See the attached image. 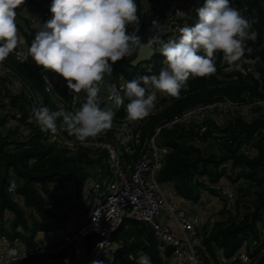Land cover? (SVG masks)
I'll use <instances>...</instances> for the list:
<instances>
[{"label": "trees", "instance_id": "16d2710c", "mask_svg": "<svg viewBox=\"0 0 264 264\" xmlns=\"http://www.w3.org/2000/svg\"><path fill=\"white\" fill-rule=\"evenodd\" d=\"M199 1L186 0L192 11L186 20L177 22L173 27L179 29L185 24L191 26L196 23ZM201 1L203 5L204 0ZM37 2L48 7L51 4V0H25L17 10L18 16L21 17L25 4L34 5ZM168 2L169 0H166L159 11L163 16ZM136 3L140 16L138 34L144 38L141 23L144 1L136 0ZM263 3L264 0H231V6L252 22L251 31L257 34L256 39L247 41L248 50L235 64H222L217 58V72L214 75L189 79L179 98L162 104L158 112L141 126L142 142L163 122L194 105L229 97L237 98L240 103L264 98ZM159 4L160 0H149L150 12H156ZM29 31L30 35L25 36L20 30L27 41L26 44L30 46L34 36L33 32ZM144 40L146 41L145 38ZM137 53L117 61L113 65L111 75L118 78L119 74H122L125 81L137 78L140 65L131 66ZM145 63L148 66L139 77L158 75L161 68L167 66L165 58L160 55ZM3 64L43 94L40 74L18 63L12 55ZM236 64L250 67L251 73H241L236 69ZM225 68L231 69L227 72ZM48 76L56 96L65 100L66 82L53 72L48 73ZM43 98L45 106L55 111L47 96L44 95ZM84 98L85 95L81 92L77 108ZM16 102L23 104L20 99ZM2 109L0 105V221L5 223L9 216L13 218L10 230L4 231L3 237L9 243L19 237L24 246L32 249L37 245L34 236L41 228L38 221L50 217L57 218L55 213L62 208L64 201L55 199L52 190L59 191L67 185H73L79 195L92 170L98 169L102 174L109 171L105 167L103 152L64 150L47 144L36 133L35 128L31 127V117L27 114L25 125L31 127V132L23 136L21 132L13 130L10 112L6 109L7 112L4 113ZM115 112L116 119L131 122L127 119L124 106L115 109ZM229 119L228 123L220 126L206 120L162 131L158 142L168 149V153L163 159L158 179L163 188L172 190L177 200L199 202L204 192L218 197L219 188L229 186L233 189L236 192L235 205L226 210L222 204V208L212 217L213 223L209 226L206 223L200 228V244L197 251L204 264H225L218 262L217 253L224 261L229 262L241 252L249 256L250 264H264V112L253 110L249 112L248 118L234 116ZM200 126L207 129L201 135ZM62 133L70 139H75L66 132ZM100 136L115 140L114 135L107 133ZM250 144L251 148L248 150L247 145ZM10 179L16 183L15 196L7 191ZM44 196L53 204L54 211L46 208ZM27 213L32 214L27 216ZM19 230L21 232H18ZM114 241L118 247L114 264H134L127 256L131 254L139 257L136 254L138 248L142 253L149 255L152 264H165L163 257L158 254L160 245L155 242L153 233L144 224L134 222L129 228L122 226L114 235ZM61 257L62 262L59 264H65L64 256Z\"/></svg>", "mask_w": 264, "mask_h": 264}, {"label": "built area", "instance_id": "2783aa9c", "mask_svg": "<svg viewBox=\"0 0 264 264\" xmlns=\"http://www.w3.org/2000/svg\"><path fill=\"white\" fill-rule=\"evenodd\" d=\"M143 1L141 23L144 28L143 36L146 40L152 35L150 27L153 20H158L161 25H165L162 34L163 40L176 38L179 31L173 26L176 22L186 20L192 11V7L186 3V0H169L163 16L159 11L166 0H160L157 11L153 13L150 12L149 0ZM178 10L182 12V14H178L180 17H176ZM31 11L28 17L29 30L35 36L42 23L49 19L51 15L48 5L38 2L31 5ZM20 34L24 37L21 32ZM28 47L29 45L22 43L11 55L18 63L41 75L39 81L43 94H40L34 86L10 67L4 64L0 66V105L4 113L7 112L6 109L10 112L13 130L27 136L31 132L30 128L34 127L36 133L47 144L56 145L64 150L101 151L105 154L104 163L111 171L112 178L109 180L99 178L90 181L81 201L75 200V196L70 190L63 191L57 196L55 194V199L59 202H70L71 207L79 205L81 218L86 214L82 224L66 235L62 241L52 240V244L39 241L32 249L24 246L19 237L9 243L3 237V232L9 231L7 222L0 221V236H2L0 237V264H59L62 262L61 255L64 256L65 264H92L94 260H101L103 264H112L110 260L114 257L118 248L114 241V235L122 226L134 222L148 226L157 244L172 248V257L175 264H204L197 251V246L200 244V228L202 227L200 218L193 211L184 210L177 206L172 190L163 188L159 182L158 177L162 169V162L168 153V149L158 142L159 137L164 130L189 126L206 120L214 122L219 116L248 118L250 111L264 112V98L246 103L238 102L237 104H233L227 99H218L194 105L169 121L163 122L153 130L152 135L146 137L142 142L141 126L158 112L162 104L170 103L173 99V97L158 92L156 106L152 114L144 120L128 123L114 117L113 128L107 131V135H114L115 140L109 139L107 136H98L90 139L85 144H81L75 139L68 138L62 132L51 134L41 131L32 119L33 109L42 105L45 106L43 103L44 95L47 96L56 110H75L80 103L81 93H74L66 85L65 100L58 98L48 76L51 71L43 69L42 66H37L31 57L25 59ZM155 51H158V48ZM217 58L222 64H225L222 54H218ZM230 69L225 68L224 70L228 72ZM236 69L241 73H251L248 66L240 65ZM107 79L106 85L108 87L116 85L117 90L125 82L122 74H119L118 78L111 75ZM186 86L187 84L182 90ZM101 96V108H114L107 93L101 94ZM19 99L23 103L22 105L16 102ZM14 104L16 105L14 106ZM25 114L31 117V127L25 125L27 123ZM206 130L205 126H200V135L205 133ZM25 132H28V134L26 135ZM117 141H120L123 147L121 155L117 153ZM140 147L141 149H139ZM250 148L251 144L247 145V149ZM137 149H139V152H137ZM16 189L15 181L10 179L7 185L8 193L15 196ZM218 197L226 210H229L236 203V192L229 187L219 188ZM44 200L46 208L54 211L55 207L47 196H44ZM163 213L175 224L176 231L163 223L161 220ZM31 214L27 213V216ZM58 221V217H50L39 220L38 223H40L41 228L48 229L57 225ZM212 223L213 218L208 222V226ZM91 234L99 236L100 241L95 244L89 253H86L83 239ZM9 249H15L17 253L11 261L7 256ZM216 259L218 262H224L225 264L235 262L239 264L251 263L249 256L243 252L235 255L229 262L224 261L218 253Z\"/></svg>", "mask_w": 264, "mask_h": 264}, {"label": "clouds", "instance_id": "9594fccd", "mask_svg": "<svg viewBox=\"0 0 264 264\" xmlns=\"http://www.w3.org/2000/svg\"><path fill=\"white\" fill-rule=\"evenodd\" d=\"M24 3L0 0V66L27 43L17 23V10ZM49 12L51 17L36 32L25 59L31 57L37 66L57 74L69 89L84 93L85 98L75 110L34 108L32 119L41 131L66 132L81 144L113 128L114 109L124 106L129 121L144 120L152 114L158 92L179 98L189 79L217 72L218 54L233 65L248 50L247 41L257 37L251 31L252 22L231 6V0H204L196 9V23L179 27V35L167 41L162 39L165 25L158 20L151 22L152 35L146 41L138 34L136 0H51ZM157 48L167 65L158 75L125 81L119 90L116 85H106L117 61L140 49ZM102 92L108 94L114 108L100 107ZM16 255L15 249L7 252L10 261ZM127 259L134 264H152L146 253L139 257L128 254Z\"/></svg>", "mask_w": 264, "mask_h": 264}, {"label": "crops", "instance_id": "0c3cea01", "mask_svg": "<svg viewBox=\"0 0 264 264\" xmlns=\"http://www.w3.org/2000/svg\"><path fill=\"white\" fill-rule=\"evenodd\" d=\"M215 120L216 121H214V123L217 126H220V125H225L226 123H228L230 119L219 116ZM107 168L108 167H106V169ZM108 171H109L108 173L102 174L98 169L92 170L90 177L87 179L85 186L81 190L79 195H77L76 189L73 185H67L65 188H62L59 191L58 190H52V191L54 195L56 194L57 196V195H60L63 191L70 190L72 191L71 193L74 194L75 200L81 201L82 196L84 195L87 187L89 186L90 181L96 180L99 178H101L102 180H107V179L109 180L110 178H112V173L109 170V168H108ZM202 196L203 198H201L199 202H192V201H188L185 199L177 200L175 198V203L180 208L182 209L185 208L184 210H190L196 213L197 216L200 218L202 226H203L206 223L208 224V222L211 220L214 214L222 208V201L219 199V197L210 196V194L205 193V192L202 194ZM70 205H71L70 202L69 203L63 202L62 208L59 209L60 211H57L55 213L59 219L57 225H54L48 229L40 228V231L34 236V242L36 244L39 241H43L46 244H50V243L52 244V240H56V239L62 241L66 235L74 231L77 227H79L82 224L83 218L86 216V214H84V216L81 218L80 213H79L80 212L79 205H76V206L73 205L72 207ZM195 207H197V209H195ZM7 220H8L6 221L7 228L8 230H10V224L13 221V218L9 216ZM161 220L163 221L164 224H166L171 229L176 231L175 224L169 219V217L165 213L162 214ZM133 224L134 223L127 224L126 228H129V226H133ZM18 232H21V231L19 230ZM136 254L140 256L143 253L138 248ZM158 254L159 256L163 257L165 264H175L172 255L170 257L166 256V247H162L160 245ZM114 262H115V258L113 257L112 264H114Z\"/></svg>", "mask_w": 264, "mask_h": 264}, {"label": "water", "instance_id": "95a60500", "mask_svg": "<svg viewBox=\"0 0 264 264\" xmlns=\"http://www.w3.org/2000/svg\"><path fill=\"white\" fill-rule=\"evenodd\" d=\"M17 23H18V28L21 30V32L25 36H29L30 31L28 29V26H27L25 20L20 18L19 16H17ZM158 53H159V51H155L152 49H140L137 53L136 58L131 63V66L136 67L142 63L148 62V61L152 60V58L154 56H156ZM107 82H108V79L106 78V84H107ZM102 94H106V93L102 92ZM227 100L233 104H237L239 102V100L237 98H234V97H229V98H227ZM25 133H26V135L28 134V132H25ZM195 209H197V207H195ZM83 241H84L86 253H89L91 251V249L95 246V244L100 241V237L95 235V234H91V235L86 236L83 239ZM90 242H92V243H90ZM172 251L173 250L171 247H166V256L170 257L172 255Z\"/></svg>", "mask_w": 264, "mask_h": 264}, {"label": "rangeland", "instance_id": "374dc122", "mask_svg": "<svg viewBox=\"0 0 264 264\" xmlns=\"http://www.w3.org/2000/svg\"><path fill=\"white\" fill-rule=\"evenodd\" d=\"M202 5V1L200 0L198 5H197V8L201 7ZM25 8H28V9H25ZM31 4H25L24 5V9H23V12H22V15L21 17L25 20L27 26H28V29L30 27L29 25V21H28V17L29 15L31 14ZM175 14V13H174ZM178 14H182L181 10H178L177 13H176V17H178L179 15ZM180 17V16H179ZM198 19V18H197ZM176 20V19H174ZM197 21V20H196ZM176 22V21H175ZM181 22V21H179ZM177 23V22H176ZM174 24V23H173ZM157 55H160L159 53ZM161 56V55H160ZM162 57V56H161ZM164 58V57H163ZM147 63H143V64H140V67L137 69V78L139 77V75H141L143 73V71L145 70V67H147ZM116 147H117V153L119 155H121L123 153V147L121 145V142L120 141H117L116 142ZM113 261V258H111L110 262L112 263Z\"/></svg>", "mask_w": 264, "mask_h": 264}]
</instances>
